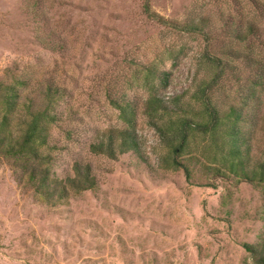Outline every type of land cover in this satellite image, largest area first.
<instances>
[{
    "label": "rangeland",
    "instance_id": "374dc122",
    "mask_svg": "<svg viewBox=\"0 0 264 264\" xmlns=\"http://www.w3.org/2000/svg\"><path fill=\"white\" fill-rule=\"evenodd\" d=\"M144 2L0 0V80L19 75L29 81L26 94L44 79L65 88L61 118L49 125L51 174L73 176L78 161L90 163L97 181L96 189L70 191L51 205L0 159V264H256L242 243L264 235V198L250 184L201 172L187 180L181 169L164 168V149L141 110L140 155L111 159L89 149L99 131L124 126L109 93L144 98L137 69L164 47L178 52L162 66L170 73L166 94L194 82L201 37L159 25ZM149 2L168 19L207 16L219 26L223 17H264V0Z\"/></svg>",
    "mask_w": 264,
    "mask_h": 264
},
{
    "label": "trees",
    "instance_id": "16d2710c",
    "mask_svg": "<svg viewBox=\"0 0 264 264\" xmlns=\"http://www.w3.org/2000/svg\"><path fill=\"white\" fill-rule=\"evenodd\" d=\"M143 8L159 25L201 37L194 82L180 94H166L170 73L162 66L176 59L178 52L173 46L164 47L137 69L144 98L109 93V103L124 126L99 131L90 151L111 159L128 152L140 155L136 116L141 110L164 149L160 158L164 168L181 169L187 180L201 172L235 185L246 182L264 198V21L262 25L257 21L264 17H223L219 26L207 16L168 19L155 12L149 0ZM39 41L58 50L47 35L40 34ZM4 77L0 80V159L11 162L20 172L19 181L51 205L67 201L70 191L96 189L90 163L74 162V175L63 179L51 174L49 125L61 118L57 107L65 88L44 79L26 94L22 90L28 80L8 72ZM259 219L264 222V206ZM242 246L256 264H264V235Z\"/></svg>",
    "mask_w": 264,
    "mask_h": 264
}]
</instances>
